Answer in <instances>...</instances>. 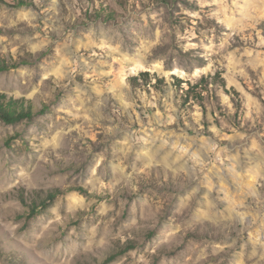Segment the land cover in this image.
<instances>
[{"label":"rangeland","instance_id":"374dc122","mask_svg":"<svg viewBox=\"0 0 264 264\" xmlns=\"http://www.w3.org/2000/svg\"><path fill=\"white\" fill-rule=\"evenodd\" d=\"M0 58V264H264V0H0Z\"/></svg>","mask_w":264,"mask_h":264},{"label":"trees","instance_id":"16d2710c","mask_svg":"<svg viewBox=\"0 0 264 264\" xmlns=\"http://www.w3.org/2000/svg\"><path fill=\"white\" fill-rule=\"evenodd\" d=\"M16 67L0 58V71H5ZM35 106L31 100L25 98H14L6 93H0V121L6 124H17L22 121H32L36 116ZM56 194H49L44 200V206L47 207L54 199ZM129 245L127 249H131ZM125 249V250H127ZM125 252V251H123ZM117 255H110L103 264H110Z\"/></svg>","mask_w":264,"mask_h":264}]
</instances>
